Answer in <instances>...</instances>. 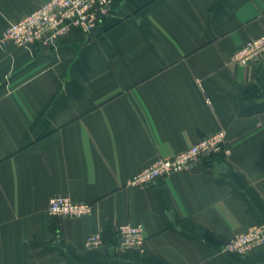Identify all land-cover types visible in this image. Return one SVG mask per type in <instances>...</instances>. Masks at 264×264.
I'll return each instance as SVG.
<instances>
[{"label": "crops", "instance_id": "1", "mask_svg": "<svg viewBox=\"0 0 264 264\" xmlns=\"http://www.w3.org/2000/svg\"><path fill=\"white\" fill-rule=\"evenodd\" d=\"M46 1L0 0V37ZM110 5L98 35L0 46V264H264V246L222 250L264 223V61H229L264 33V0ZM219 131L228 156L128 185ZM54 196L91 212L51 216ZM126 224L143 253L116 248Z\"/></svg>", "mask_w": 264, "mask_h": 264}, {"label": "built area", "instance_id": "2", "mask_svg": "<svg viewBox=\"0 0 264 264\" xmlns=\"http://www.w3.org/2000/svg\"><path fill=\"white\" fill-rule=\"evenodd\" d=\"M110 7V0H48L19 21L10 23L0 37V46L7 47L12 44L27 49L37 45H50L72 28L91 36L102 28L110 14ZM229 61L241 66L264 61V33L246 41L232 54ZM224 139L225 133L219 131L173 157L156 159L151 165L137 172L128 185L146 187L159 179L191 169L199 161L213 155L223 153L228 156L229 152L223 148ZM47 211L51 216L81 218L90 214L91 206L74 203L65 196H54L49 199ZM145 240L141 227L126 224L117 228L115 246L119 250L133 249L143 253ZM102 244L100 234L90 235L85 240L87 248ZM261 246H264V223L253 225L245 232L235 235L222 250L242 257Z\"/></svg>", "mask_w": 264, "mask_h": 264}, {"label": "water", "instance_id": "3", "mask_svg": "<svg viewBox=\"0 0 264 264\" xmlns=\"http://www.w3.org/2000/svg\"><path fill=\"white\" fill-rule=\"evenodd\" d=\"M99 32H100V31H96V32L94 33V35H98V34H99Z\"/></svg>", "mask_w": 264, "mask_h": 264}]
</instances>
